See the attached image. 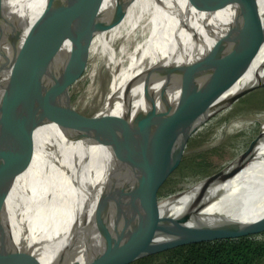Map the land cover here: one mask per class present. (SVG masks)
I'll return each instance as SVG.
<instances>
[{
    "label": "bare ground",
    "instance_id": "obj_1",
    "mask_svg": "<svg viewBox=\"0 0 264 264\" xmlns=\"http://www.w3.org/2000/svg\"><path fill=\"white\" fill-rule=\"evenodd\" d=\"M108 1L88 47L91 52L96 45H103L112 67L109 90L97 111L77 123L71 118L67 122L58 120L67 111L58 102L62 92L54 91L50 81L60 83L62 75L74 72L66 41L71 28L69 10L76 0H0V35L6 38L9 59L23 57L21 49H26L32 27L38 22V69L47 77L37 74L31 78L32 72L25 68L26 75L11 87L10 95L0 98V207L9 217L3 233L0 231V264L4 243L16 221L44 196L47 198L24 237L19 264L83 261L89 248H95L99 212L113 172L106 158L140 149L182 121L187 111L180 112L184 92L181 82H196L193 90L198 92L215 54L238 42L247 31L246 19L235 0ZM254 4L264 29V0H254ZM43 12L53 20L42 16ZM116 37L121 41L118 50L109 46ZM235 61L224 76L230 87L216 103L264 79V43ZM168 68L174 77L168 76ZM44 83L47 87L42 93L40 86ZM20 87L21 105L12 101ZM26 89L35 95L33 103L24 93ZM154 110L174 112L175 117L167 124H157ZM70 111L76 112L74 108ZM138 120L151 121V126L136 138L132 126ZM32 122L33 127L29 125ZM68 126L66 133L63 129ZM263 139L264 123L253 146L256 160L264 150ZM226 186L227 202L219 203L218 228L245 227L264 219V164L256 168L238 166ZM204 193L205 180L163 199L152 208L153 226L194 207ZM17 197L24 206L16 220L13 203ZM119 201L123 208L117 218L115 244L127 250L135 241V222L131 229L124 225L130 198L121 197Z\"/></svg>",
    "mask_w": 264,
    "mask_h": 264
},
{
    "label": "water",
    "instance_id": "obj_2",
    "mask_svg": "<svg viewBox=\"0 0 264 264\" xmlns=\"http://www.w3.org/2000/svg\"><path fill=\"white\" fill-rule=\"evenodd\" d=\"M83 1L76 0L70 7L69 25L71 28L66 41L67 49L71 46L70 34L74 14L79 4ZM235 1L238 3L246 19V33L238 42L215 54L210 63L206 78L203 81L201 80L202 82L200 81L198 92H195V89L193 90L196 82H181L184 85V92L182 94L183 99L180 112L184 114L187 111L182 121L173 125L162 137L140 149L124 150L119 154L106 158V163L113 166V172L110 176L107 190L104 193L101 211L99 212V230L97 234L98 238L94 245L95 248L92 251V248H89L88 256L83 261L80 259H66L58 264H132L140 259L180 246L219 239L240 238L264 231V219L245 227H217V218L221 210L219 203L227 202L225 197L229 190L227 191L226 184L235 173L236 168L241 165H251L256 168L264 164V150H261L257 154L256 157L259 156V159L257 158L258 160L254 158L253 146L258 139L242 155L236 157L223 169L205 179V193L194 207L185 209L176 217H170L157 226H153L152 222V208L158 203L156 200V190L166 174L180 161L186 142L190 136L214 115L231 105L254 86L244 88L216 103L217 98L230 87V82H227L224 77L226 71L236 62L235 60L255 51L264 43L263 23L258 15L254 0ZM42 16H47L53 20V16L48 13L43 12ZM232 28L235 29V26ZM37 33L38 22L34 23L32 27L31 39L26 49H21L22 58L9 59V53L4 57H0L3 59L0 61V75L3 72L6 73L12 63H16L17 60L19 61V67H17L19 73L14 82L8 87V84L4 83V77L0 80V98L5 95H10L9 91L11 87L18 81H21L22 75H26L25 68L28 64L30 66V72H32L29 74L31 78L33 76L37 77V74L43 75L38 69L40 61H38L39 54L37 52ZM1 37L3 38V43H0V49L4 50L7 41L4 35H0ZM187 67L191 70V65L187 64ZM167 72L168 76H173L171 68H168ZM43 77L46 76L43 75ZM67 78L68 76L62 75L60 83L50 80L53 84L52 88L54 91L57 93L62 92V99L58 101V98L54 96V100L60 102V106L65 107V111H67L71 120L82 123L87 119L76 121L75 112H71L70 109L72 108L65 105L68 95L64 96L63 94L66 93ZM35 81H37V85H40L39 83L41 82L38 78ZM40 87V92L44 93L42 88H46L47 85L44 83ZM54 91H47V94L51 92L54 95ZM27 92L26 89L24 93L32 98L29 101L33 103L35 95ZM12 99V101L17 102V104L19 103V105L23 103L22 87L17 89ZM28 99L26 98V101ZM64 101L65 103H63ZM45 112H49V109L45 110ZM152 113L154 123L156 122L161 125L167 124L175 117L174 112L162 114L160 111L157 112L154 110ZM29 125L32 127L35 126L33 122L29 123ZM150 126L151 121L138 120L132 126V131L136 134L137 138L140 131L143 132V129L149 128ZM180 152L181 155L178 157ZM121 197L123 199L125 197L130 198L128 208L129 217L124 225L126 224V227L131 229L132 224L135 222V241L133 246L127 250L124 248L120 249L115 244L118 230L117 218L123 208L119 201ZM46 198L45 196L38 198L32 204L29 213H25L19 220H17L18 214L14 215L13 218L17 220L16 225L4 243L1 264H19L22 258V243L30 228L32 217L37 213L38 208ZM5 222H9V217L6 209L0 207V231L2 230V233L6 226Z\"/></svg>",
    "mask_w": 264,
    "mask_h": 264
},
{
    "label": "rangeland",
    "instance_id": "obj_3",
    "mask_svg": "<svg viewBox=\"0 0 264 264\" xmlns=\"http://www.w3.org/2000/svg\"><path fill=\"white\" fill-rule=\"evenodd\" d=\"M108 3V0H84L79 4L72 20L71 46L68 50L71 52L74 72L67 78V90L63 95H68V98H66V103L65 101L63 103L74 108L76 121L91 117L104 101L109 90L112 67L103 50V45H96L91 52L88 47L96 35L97 25L101 21ZM0 42L3 43V38L0 39ZM109 46L118 50L121 47V41L118 37L113 38ZM132 48L133 46L130 49ZM8 53V48L4 51L0 49V57H4ZM18 65L19 61L17 60L16 63L10 65V69L6 73L3 72L0 75V80L4 77V83L8 84V87L19 73ZM26 69L30 71V66H26ZM68 118L66 114L58 116L60 122H67ZM263 123L264 79L231 105L214 115L190 136L180 161L166 174L158 186L156 190L157 202L191 189L223 169L258 139L263 129ZM65 129L63 130L67 133V129L70 127ZM61 134L63 136V133ZM17 199L18 197L13 203L15 215L24 206L17 202Z\"/></svg>",
    "mask_w": 264,
    "mask_h": 264
},
{
    "label": "trees",
    "instance_id": "obj_4",
    "mask_svg": "<svg viewBox=\"0 0 264 264\" xmlns=\"http://www.w3.org/2000/svg\"><path fill=\"white\" fill-rule=\"evenodd\" d=\"M132 264H264V231L184 245Z\"/></svg>",
    "mask_w": 264,
    "mask_h": 264
}]
</instances>
